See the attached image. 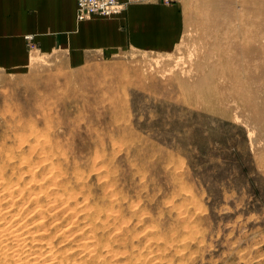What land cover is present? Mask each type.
I'll list each match as a JSON object with an SVG mask.
<instances>
[{
	"label": "rangeland",
	"instance_id": "obj_1",
	"mask_svg": "<svg viewBox=\"0 0 264 264\" xmlns=\"http://www.w3.org/2000/svg\"><path fill=\"white\" fill-rule=\"evenodd\" d=\"M227 1L164 0L168 53L0 71V264H264V0Z\"/></svg>",
	"mask_w": 264,
	"mask_h": 264
},
{
	"label": "crops",
	"instance_id": "obj_2",
	"mask_svg": "<svg viewBox=\"0 0 264 264\" xmlns=\"http://www.w3.org/2000/svg\"><path fill=\"white\" fill-rule=\"evenodd\" d=\"M118 1L122 9L116 16L78 21L76 0H0V71L25 69L32 52L61 55L75 70L125 50L175 49L183 21L175 3Z\"/></svg>",
	"mask_w": 264,
	"mask_h": 264
},
{
	"label": "built area",
	"instance_id": "obj_3",
	"mask_svg": "<svg viewBox=\"0 0 264 264\" xmlns=\"http://www.w3.org/2000/svg\"><path fill=\"white\" fill-rule=\"evenodd\" d=\"M138 0H127V2H136ZM78 21H85L91 17H110L117 15L121 9L122 4L118 0H76ZM31 37H26V41L31 47L34 43L31 42Z\"/></svg>",
	"mask_w": 264,
	"mask_h": 264
},
{
	"label": "bare ground",
	"instance_id": "obj_4",
	"mask_svg": "<svg viewBox=\"0 0 264 264\" xmlns=\"http://www.w3.org/2000/svg\"><path fill=\"white\" fill-rule=\"evenodd\" d=\"M246 2L244 3V1H243V3H241L242 2V0H236V2H235V4H236V8L238 9L237 11H235V13L238 15V16H241L242 14H241V9H242V6H245V9L247 8V7H249V6H251L252 5V8L253 9H255L256 8V5H257V2H258V0H245ZM232 2V0H228L227 1V3L228 4H232L231 3ZM243 4V5H242ZM256 12H257V10H256ZM76 13H77V7H76ZM229 15H233L232 13H228ZM256 18V17H255ZM256 24V23H255ZM253 27H257V25H252ZM255 43V40L254 41H252V43ZM252 45V44H251ZM244 49V47L242 48L241 47V49L240 50H243ZM249 50L251 49V53H253V54H257L258 53V49L256 48V45L255 44H253V47H250V48H248ZM46 83V82H45ZM4 208V207H3ZM2 208V209H3ZM1 209V211H3ZM8 212H10V211H8ZM8 212H7V215H8ZM6 214V213H5ZM5 216V215H4ZM18 220V219H17ZM19 222V221H18ZM21 222V221H20ZM35 223V222H34ZM33 224V223H32ZM16 226V225H15ZM13 226H11V228H12ZM21 227V226H20ZM9 228V227H8ZM8 228L6 229V230H8ZM11 228L9 229V230H11ZM22 228V227H21ZM1 229V228H0ZM5 230V231H6ZM8 230V231H9ZM17 230V232L19 231L20 232V229H16ZM22 230V229H21ZM1 231V230H0ZM4 230H2L1 231V233L3 232ZM39 231V230H38ZM10 232V231H9ZM14 232V231H13ZM12 232V233H13ZM16 232V231H15ZM14 232V233H15ZM25 233V232H24ZM24 233H20L21 234V237H22V235L24 234ZM5 234V233H4ZM8 234V233H7ZM9 234H11V232L9 233ZM27 234H28V232H27ZM19 235V234H18ZM25 235V234H24ZM3 236H5V235H3ZM0 237H2V234H1V236ZM8 237V236H7ZM7 237H6V239H7ZM11 237V236H10ZM25 237V236H24ZM26 237H27V235H26ZM83 237V236H82ZM12 239H13V236L11 237ZM23 238V237H22ZM30 238V237H29ZM41 238V237H40ZM1 239V238H0ZM2 239H3V237H2ZM6 239L4 240L5 242H6ZM26 239V238H25ZM87 239V238H86ZM11 240V239H10ZM21 240V239H20ZM26 240H28V238L26 239ZM81 240V239H80ZM1 241V240H0ZM4 241H3V243H4ZM17 241H19L18 239H17ZM17 241H15L16 243H17ZM33 242H34V240H32ZM21 242V241H20ZM24 242H25V240H24ZM93 243V242H92ZM1 244H2V242H1ZM12 244V243H11ZM21 244V243H20ZM91 244V243H90ZM89 243H82V246L83 247H85V249H88L89 248V251H91V245H90ZM3 245V244H2ZM16 245V244H15ZM28 245V244H27ZM31 245V244H30ZM81 245V244H80ZM19 246V245H18ZM21 246V245H20ZM25 246V245H24ZM13 248H14V245H13ZM27 250V249H26ZM25 250V251H26ZM84 250V249H83ZM15 251V250H14ZM24 251V252H25ZM85 251V250H84ZM23 252V253H24ZM27 252V251H26ZM48 252V251H47ZM50 252V251H49ZM86 252V251H85ZM18 253V252H17ZM89 253V252H88ZM108 253V252H107ZM25 254V253H24ZM82 254V253H81ZM14 255V254H13ZM16 255V254H15ZM14 255V256H15ZM29 255H32V254H29ZM34 255V254H33ZM90 255H91V253H90ZM94 255V254H93ZM18 256V255H17ZM28 256V255H27ZM44 256V255H43ZM16 257V256H15ZM26 257V256H25ZM52 258H53V256H51ZM32 258V257H31ZM48 258H50V256H48ZM65 258V257H64ZM36 259H38V258H36ZM35 259V260H36ZM54 259V258H53ZM26 260V259H25ZM46 260V259H45ZM45 260H44V263H45ZM48 260H50V259H48ZM55 260V259H54ZM19 261H20V259H19ZM40 261V260H39ZM51 261V260H50ZM49 261V262H50ZM33 262V261H32ZM48 262V261H47ZM29 263V262H28ZM55 263V262H54ZM38 264H40V263H38Z\"/></svg>",
	"mask_w": 264,
	"mask_h": 264
}]
</instances>
